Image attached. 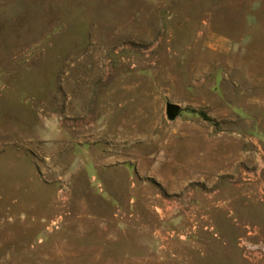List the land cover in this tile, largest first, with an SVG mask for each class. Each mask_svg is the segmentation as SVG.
<instances>
[{"label": "rangeland", "instance_id": "1", "mask_svg": "<svg viewBox=\"0 0 264 264\" xmlns=\"http://www.w3.org/2000/svg\"><path fill=\"white\" fill-rule=\"evenodd\" d=\"M0 264H264V0H0Z\"/></svg>", "mask_w": 264, "mask_h": 264}, {"label": "water", "instance_id": "2", "mask_svg": "<svg viewBox=\"0 0 264 264\" xmlns=\"http://www.w3.org/2000/svg\"><path fill=\"white\" fill-rule=\"evenodd\" d=\"M180 109L178 106L170 104L168 105V116L170 119H174L178 116Z\"/></svg>", "mask_w": 264, "mask_h": 264}]
</instances>
